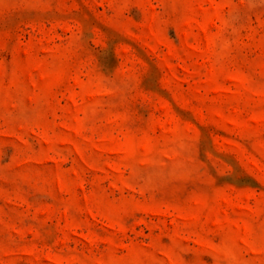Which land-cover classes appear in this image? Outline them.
<instances>
[{
	"label": "rangeland",
	"instance_id": "rangeland-1",
	"mask_svg": "<svg viewBox=\"0 0 264 264\" xmlns=\"http://www.w3.org/2000/svg\"><path fill=\"white\" fill-rule=\"evenodd\" d=\"M0 264H264V0H0Z\"/></svg>",
	"mask_w": 264,
	"mask_h": 264
}]
</instances>
